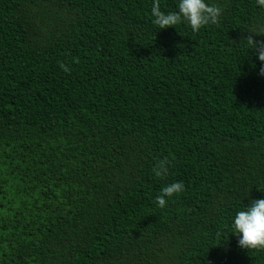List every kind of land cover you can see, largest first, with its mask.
<instances>
[{
	"label": "trees",
	"instance_id": "16d2710c",
	"mask_svg": "<svg viewBox=\"0 0 264 264\" xmlns=\"http://www.w3.org/2000/svg\"><path fill=\"white\" fill-rule=\"evenodd\" d=\"M156 2L0 0V264H264L231 228L264 198V8L193 33Z\"/></svg>",
	"mask_w": 264,
	"mask_h": 264
},
{
	"label": "clouds",
	"instance_id": "9594fccd",
	"mask_svg": "<svg viewBox=\"0 0 264 264\" xmlns=\"http://www.w3.org/2000/svg\"><path fill=\"white\" fill-rule=\"evenodd\" d=\"M256 6L264 8V0H255ZM224 8L218 3H210L209 0H179L177 9L164 11L158 2L154 3L151 9L153 23L160 29L174 27L177 24H186L193 33H198L203 27L218 24L224 15ZM249 35L242 39L250 53H254L259 61L258 75L264 77V40L255 39L256 36H264V21L244 30ZM255 67V65H253ZM64 71L68 67L61 64ZM154 174L157 177L166 176L169 172V161L161 160L154 166ZM185 185L176 181L165 185L159 195L158 204L165 207L167 200L176 194L182 193ZM231 228L233 234L238 237V246L245 250H264V198L250 200L249 203L235 213Z\"/></svg>",
	"mask_w": 264,
	"mask_h": 264
}]
</instances>
